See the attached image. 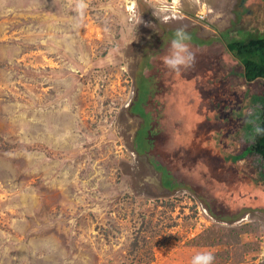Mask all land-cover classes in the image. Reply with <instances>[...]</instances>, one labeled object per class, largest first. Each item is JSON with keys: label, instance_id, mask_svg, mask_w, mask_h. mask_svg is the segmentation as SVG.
<instances>
[{"label": "rangeland", "instance_id": "obj_1", "mask_svg": "<svg viewBox=\"0 0 264 264\" xmlns=\"http://www.w3.org/2000/svg\"><path fill=\"white\" fill-rule=\"evenodd\" d=\"M236 1L165 0V21L153 15L157 0H84L83 10L78 0H0V264H191L202 252L214 264H264V209L233 218L160 145L138 153L144 118L132 111L143 76L154 85L144 101L151 116L165 111L159 99L172 101V70L153 67L170 52L166 32L182 28L213 38L194 44L221 62L233 59L219 64L225 98L250 103L233 153L254 143L264 78L247 80L221 39L252 26L236 19ZM169 123L170 147L178 123Z\"/></svg>", "mask_w": 264, "mask_h": 264}, {"label": "trees", "instance_id": "obj_2", "mask_svg": "<svg viewBox=\"0 0 264 264\" xmlns=\"http://www.w3.org/2000/svg\"><path fill=\"white\" fill-rule=\"evenodd\" d=\"M250 11H252V13H250ZM235 12L238 18L242 19L243 22H246L247 19H250V25H252L251 28L248 30H239V33H232L230 29L223 30L221 32V39L226 44V47L229 49L230 54L236 57V59L238 58L243 63L244 75L247 80L253 81L258 78H264V32H262V34H247V31H250L251 29L260 30L258 25H264V0H239V4L237 5ZM175 31L176 30H168L166 32L165 39L172 40ZM190 34L192 37L191 41L196 43L211 44L214 40L213 38L203 39L195 36L193 33ZM190 51L195 56V63L193 66H191L192 69L190 67L181 68L178 73L172 71L170 74L172 75L173 83L176 84L175 87L178 89L175 91V93L178 94L179 101H176L175 104L173 102L170 103L169 101L165 109L166 111H169L171 118L184 119V126L182 127L185 130V140L179 148V150L184 153L182 158L185 159V162L187 163V158L190 159V156L193 154H196L199 157H206L205 166L209 170H211L212 174L210 180L213 182L211 183L203 180V183L206 188L214 192V196L219 200V202L227 201L233 206L248 204L247 207L253 210L264 209V185L261 186L260 183L257 182L259 179L248 178L247 172H244L245 166L243 165L241 160V157L242 155H244V153L241 155L233 153L234 148H232V146L229 145L228 142L231 136V132L238 131L239 133L243 129L239 125V118L242 115L246 118V114L245 110L241 109L242 105L240 107H237V102L240 103V99L238 98V100H232L226 99L224 97L221 99L222 101H216L213 104L210 99L213 97L215 89L211 83L207 87V89L201 92L205 95L203 97L205 99L204 105L206 104V109H204L205 107L203 104L196 106L189 104V96L182 97L180 90L184 89L183 86L185 84H190V86L196 88L201 83H204L202 81V78L200 77H198L197 83L195 77L197 76V70L199 69L193 68L194 66H196V63L198 61L202 62V59L200 58L199 60L197 51ZM147 65L151 64L148 62ZM213 72L214 71L211 69V74ZM142 78V80H139L140 83H138V100L134 102L132 111L136 114L141 115L145 120L136 136L137 151L138 153L144 154L151 147L148 133L152 128V117L150 113L146 111L144 101L148 99L150 92H152L154 88V85L152 84L153 82L150 78L145 76H143ZM193 80H195V82H192ZM206 81L216 82V87H218V85L220 86L222 83V79L220 77L219 80H217V77L212 78L211 76H208L206 77ZM222 88L220 91H222L224 95L227 96V94H230L228 91L224 92ZM166 91L169 97L173 99L175 98L176 94L174 95L173 92L170 91V88H167ZM195 91L193 93L192 90H189V92L193 93L194 95ZM222 103L229 105L234 103L235 106H232L229 111H225V108L221 109L222 105L220 106V104ZM163 123L164 127H166L167 123H165V121H163ZM247 127H250L249 121L247 123ZM260 127L264 128V106L262 108ZM199 135L203 136L204 140L206 137H209L212 142L210 143V146L202 145L201 142L203 138H200ZM199 138L200 141H198ZM216 140L221 141V144L224 145V148L222 149V151L224 152L221 157H219V161L217 162L214 157L219 154H215L216 148L214 147L213 143L216 142ZM179 141L180 140L178 139V142ZM232 145L235 144L233 143ZM252 149L254 151H257L264 157V134L255 136V141L252 144ZM189 154L191 155L189 156ZM196 163V159L192 160L193 165H195ZM215 165L221 166L218 167L217 170H213ZM157 167L158 169L163 170L164 185L170 188H175L177 184H172L174 177L173 174L162 165H157ZM241 183H244L246 185L247 191H251V199L246 200L243 196H241V193L238 190ZM240 216L241 214H237L233 216V218H238Z\"/></svg>", "mask_w": 264, "mask_h": 264}, {"label": "flooded vegetation", "instance_id": "obj_3", "mask_svg": "<svg viewBox=\"0 0 264 264\" xmlns=\"http://www.w3.org/2000/svg\"><path fill=\"white\" fill-rule=\"evenodd\" d=\"M254 3V2H253ZM239 4V0L236 1V4L234 7L237 8V5ZM235 8V9H236ZM236 13V12H235ZM250 13H252V11H250ZM238 18V16L236 15V19ZM246 23H251L250 19H247ZM171 40V39H170ZM196 42H193V41H190V50L192 51H197V55L199 60L200 58L202 59V62L198 61L196 63V66H194L193 68H197L199 70H197V76L195 77L196 80H197V83H198V77L202 78V81L204 83H201L200 85H198L196 88H193L192 86H190V84L188 85H184V89L180 90L181 94H182V97H186V96H189V104H195L196 102H198V100L201 98L202 100H205L203 96H205L204 94H202L201 92L204 91L205 89H207V87L210 85V83L212 84V86L214 87L215 89V93H213V97L210 99L213 103H215L216 101H222L221 99L224 98V97H227L226 95H224L222 93L221 88H222V85H218V87H216V82H210V81H206V77L208 76H211L212 78H215L217 77V80H219V77L220 75L224 76L225 77V73L224 71L222 72L221 69H219V64L221 65V63L223 64V66L221 68L224 69V67L227 66L228 63L231 62V57H228L226 58L225 57V60L222 62L219 60V52H211L210 50H208V48H199L198 46L200 45H197V44H194ZM200 44V43H198ZM211 44H206L207 47H209ZM198 47V48H197ZM169 53H166L164 55H169ZM164 55L161 56L160 58V61L154 65L153 68L155 69H158L159 73L157 74L159 76V74L161 73V71L163 72H168L170 69H168L164 62H163V59H164ZM233 60V59H232ZM192 69V67H190ZM215 68V70H214ZM211 69L214 71L212 74H211ZM161 75V74H160ZM194 78V79H195ZM192 82H195V80H193ZM172 87L174 88V92L176 90H178L175 86L176 84L175 83H171ZM171 87V88H172ZM220 87V88H219ZM189 90H192L193 93L195 91V95L193 93H190ZM223 90V88H222ZM161 92V97H167L165 92H163V90L160 91ZM179 92V93H180ZM200 97V98H199ZM231 97V96H229ZM178 94L175 95V98H171L172 101H170V103H176V101H179L178 100ZM238 98L240 99V103L242 105V109H244L246 112H248L249 108H250V103H249V99L247 98V96L244 98L242 96H240L239 94L235 97V100H238ZM154 99L153 96H149V99ZM214 99V100H213ZM209 100V99H207ZM159 102V108L160 109H163L164 110L166 109V106H164L162 104V100L159 99L158 100ZM167 104L169 102H166ZM238 103V102H237ZM234 104V103H232ZM199 105V104H197ZM222 105L221 106V109L222 108H225V103H222L220 104ZM235 105V104H234ZM249 106V107H248ZM206 109V104L204 106ZM161 111V114H159L158 117H155V116H151L152 117V128L149 130V133H148V137H149V141L151 143V146H154V145H160L162 147V151L164 154H166L167 158L171 161V162H175L178 164V166L180 167V169L182 168V172H183V178L185 179V181L187 183H191V181L193 179H196L198 180V182H200V184H204L203 183V180H206L207 182H213L210 180V177H211V170H209L206 166H205V162H206V157L204 158V156H197L196 154H189L190 156V159L187 158V163L185 162V159L182 158V156L184 155L183 152H181L179 150L180 146L183 144L184 140H185V136H184V133H185V130L182 126H184V119L183 118H178L175 119L176 123H178V126H176L175 129L174 128V134H173V139L175 138V140L172 141V144L171 146L169 147L168 146V136H164V131L165 129H168L170 130V133L172 132V128L170 127V124L168 123V121L171 119L170 117V113L169 111ZM225 111H226V108H225ZM165 121L166 124V127L163 126V121ZM143 121H145L143 119ZM140 129V128H139ZM244 129H242L239 133L238 131L237 132H231L230 133V138H229V145L232 146V148H235L237 146H239V135L241 132H243ZM209 134V133H208ZM200 138H203L202 140V145L204 146H210V143H211V139L209 137H206L205 140H204V137L203 136H200ZM200 138L198 139V141H200ZM178 139L180 140L178 142ZM205 142V143H204ZM214 143V147L216 148V151H215V154H219V155H216L214 158L216 159V162L219 161V157H221V155L223 154L224 151H222V149L224 148V145L221 144V141L219 140H216V142H213ZM235 144V145H232V144ZM187 144V143H186ZM209 144V145H208ZM188 146V145H187ZM173 147H175V150H173ZM234 150V149H233ZM196 159L197 160V163L195 165L192 164V160ZM190 163V165H189ZM221 165L219 166H214L215 170H217L218 167H220ZM223 166V165H222ZM245 166V170H247V175H248V178L250 179H253V178H256V179H261L260 181L258 180L257 182L260 183V185H264V173L258 171L256 168L254 169V167H251L249 165H244ZM198 174V175H197ZM205 187V185H204ZM206 188V187H205ZM207 189V188H206ZM214 193V192H213ZM214 195V194H213ZM232 195V193H231ZM243 194L241 193V196Z\"/></svg>", "mask_w": 264, "mask_h": 264}, {"label": "clouds", "instance_id": "obj_4", "mask_svg": "<svg viewBox=\"0 0 264 264\" xmlns=\"http://www.w3.org/2000/svg\"><path fill=\"white\" fill-rule=\"evenodd\" d=\"M157 4L153 5V15L157 18L167 20L166 16L158 17L157 14L167 13L169 8L165 3V0H157ZM77 7L83 10L86 7L84 0H78ZM192 37L185 29H177L174 33L173 39L171 40L170 54L165 56L163 62L165 66L175 72H179L181 68H189L195 63V56L190 51V41ZM255 135L264 134V128L258 124L254 129ZM254 138V137H253ZM215 256L212 252H202L196 254L191 264H214Z\"/></svg>", "mask_w": 264, "mask_h": 264}, {"label": "crops", "instance_id": "obj_5", "mask_svg": "<svg viewBox=\"0 0 264 264\" xmlns=\"http://www.w3.org/2000/svg\"><path fill=\"white\" fill-rule=\"evenodd\" d=\"M247 123H248V120H246L244 122L245 126H247ZM248 152H252L253 153L252 154V158H251V156H247L245 159L243 158V160H242L243 165H249L251 167H254L253 166L254 163L255 164L259 163L260 166H262L264 168V157L260 153H258L257 151H254L252 149V145H250L249 148H245L244 156L243 155L242 156L245 157ZM241 159H242V157H241ZM255 166H257V165H255ZM244 172H247V170H245ZM207 190H209L212 194H214L213 191H211L210 189L207 188ZM238 190H239L240 193L243 194L242 196L244 197V199L248 200V199L252 198V197H250L251 191L250 192L247 191V187H246V185L244 183H241L240 188ZM247 205L248 204L233 206V205H231V203L229 204L227 201H221L219 207H220V209L223 208V207H226V209H229L232 212L231 216H235L237 214H241V216H242L243 214L249 212V210L250 211L252 210L253 212L259 211L257 209H255V210L250 209L249 207H247Z\"/></svg>", "mask_w": 264, "mask_h": 264}, {"label": "bare ground", "instance_id": "obj_6", "mask_svg": "<svg viewBox=\"0 0 264 264\" xmlns=\"http://www.w3.org/2000/svg\"><path fill=\"white\" fill-rule=\"evenodd\" d=\"M133 4H135V3H133ZM223 14V13H222ZM219 16H221V15H219ZM202 17V16H201ZM71 21V20H70ZM70 39H72V38H70ZM67 40H69V39H67ZM75 41V40H74ZM70 57V56H69ZM79 71V70H78ZM83 76V75H82ZM212 143V142H211ZM209 145V144H208Z\"/></svg>", "mask_w": 264, "mask_h": 264}, {"label": "built area", "instance_id": "obj_7", "mask_svg": "<svg viewBox=\"0 0 264 264\" xmlns=\"http://www.w3.org/2000/svg\"><path fill=\"white\" fill-rule=\"evenodd\" d=\"M202 15V17L204 16V14H201Z\"/></svg>", "mask_w": 264, "mask_h": 264}]
</instances>
